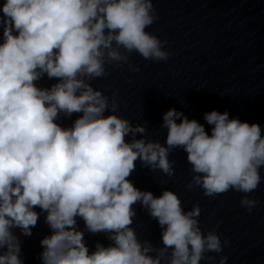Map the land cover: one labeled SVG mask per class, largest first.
Segmentation results:
<instances>
[{
	"label": "clouds",
	"instance_id": "clouds-1",
	"mask_svg": "<svg viewBox=\"0 0 264 264\" xmlns=\"http://www.w3.org/2000/svg\"><path fill=\"white\" fill-rule=\"evenodd\" d=\"M0 12V264H24L13 230L31 236L37 207L50 229L40 241L42 264H201L230 247L219 223L202 230L199 204L186 211L176 192L155 196L129 177L137 160L172 177L169 157L182 149L192 173L187 190L212 198L243 193L240 205L251 214L264 169L261 126L213 110L204 113L209 135L172 108L163 114L161 144L147 139L145 124L117 114L116 92L109 98L91 83L110 64L139 72L129 63L134 52L148 61L172 56L168 41L147 30L159 19L153 0H4ZM45 75L58 82L39 87ZM73 114L80 115L71 126L58 122ZM137 203L158 221L162 246L132 227ZM77 218L111 243L90 251Z\"/></svg>",
	"mask_w": 264,
	"mask_h": 264
}]
</instances>
